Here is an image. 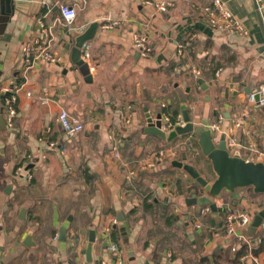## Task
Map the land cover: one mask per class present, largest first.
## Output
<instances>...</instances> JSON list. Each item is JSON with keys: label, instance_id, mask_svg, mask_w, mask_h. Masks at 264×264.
<instances>
[{"label": "crops", "instance_id": "crops-1", "mask_svg": "<svg viewBox=\"0 0 264 264\" xmlns=\"http://www.w3.org/2000/svg\"><path fill=\"white\" fill-rule=\"evenodd\" d=\"M165 1V12L141 0H26L13 13L0 5V84L18 92L12 126L0 120V264H240L260 245L255 255L264 264V221L248 233L264 196L251 187L223 191L216 202L250 217L227 233L228 207L185 204L202 189L174 161L214 179L195 134L163 140L145 131L146 113L170 117L169 108L182 120L185 103L191 121L206 120L217 142L223 131L225 140L238 139L228 151L264 162V106L248 99L264 84V16L261 25L255 0H223L247 29L240 36L210 27L202 8L212 0ZM60 3L76 10L73 29L60 18ZM40 21L56 60L34 58L26 68L22 50L40 38ZM110 21L117 23L105 27ZM92 22L98 27L86 41L89 57L80 52L92 76L86 82L71 56ZM135 33L147 38L149 54L135 49ZM43 86L47 105L38 100ZM10 96L0 93V114ZM61 108L82 121V131L62 130ZM219 120L221 131H214ZM112 130L121 138L120 158Z\"/></svg>", "mask_w": 264, "mask_h": 264}, {"label": "water", "instance_id": "water-1", "mask_svg": "<svg viewBox=\"0 0 264 264\" xmlns=\"http://www.w3.org/2000/svg\"><path fill=\"white\" fill-rule=\"evenodd\" d=\"M26 0H0V5L6 3L11 13L15 10H24L23 6ZM256 13L260 24L262 25L264 14L258 9L255 3ZM56 9V8H55ZM98 27L97 22H92L87 29L75 38L74 47L72 48L71 61L76 66L78 72L84 77L86 82L92 81L89 68L86 62L80 58L81 47L84 42L91 39ZM146 111V109H145ZM161 115L158 114L153 119L150 114L146 113L145 131L152 133L163 140H172L179 135L193 133L197 137V144L202 154L209 160L214 179L207 180L199 174L189 164L174 161L173 164L183 168L195 181L200 185L202 192L200 195L192 194L186 198V206H208L213 212L217 210L216 201L223 191L233 192L237 188L251 187L254 193L264 196V162L244 159L239 151L231 153L226 147L225 133L222 132L218 139L215 140L213 132L207 127L206 120L199 124L193 123L187 111L185 103L181 104V117L183 125L175 126L165 132L162 129ZM0 120L3 126L6 124V112L0 114ZM122 220V219H118ZM264 221V203L263 206L254 211L252 222L249 228V236H253L256 228ZM29 241V236L26 238ZM95 241L94 230L89 231L88 245L86 254L90 258V250ZM254 244L255 241L253 240Z\"/></svg>", "mask_w": 264, "mask_h": 264}, {"label": "built area", "instance_id": "built-area-1", "mask_svg": "<svg viewBox=\"0 0 264 264\" xmlns=\"http://www.w3.org/2000/svg\"><path fill=\"white\" fill-rule=\"evenodd\" d=\"M141 2L153 6L156 10L160 12H165L170 5V3L165 0H160V1L141 0ZM255 3L257 4L258 9L261 12H263L264 0H255ZM58 8L60 13V18L62 19V21L70 29H73L74 28L73 22L76 20V16H77L76 10L72 6L61 3L59 4ZM202 11L205 14L207 22L211 28L220 32L226 31V32L236 33L240 36L247 34V29L245 28V26L238 19H236V17L230 12V10L227 8L223 0H212L210 4L202 8ZM116 23L117 22L115 21H110L109 24L105 25V27H109ZM39 26L41 32L40 38H35L34 40L27 42L22 50L26 68H29L32 65L34 58H38L39 60L45 62H54L56 60V57L47 48L49 30L45 27V24L41 21L39 22ZM84 28L85 25H80L78 27V31L81 32ZM133 45L141 55L145 56L151 52V47L147 42V38L140 33H135L133 35ZM88 57H89V43L86 42L83 43L82 45V59H87ZM192 71L196 75L199 74V71L197 69H193ZM4 92H11V96L4 103L5 112H6V123L7 126L11 127L13 124L14 116L16 115V103H17L18 92L17 90H11V88L8 85L6 86L0 84V93H4ZM25 94L28 97L32 96L31 90L26 91ZM248 99L252 103H256L258 105L264 106V84H262L256 92L250 93ZM38 100L41 104L44 105H47L50 102L49 90L47 87L43 86L41 88L40 93L38 95ZM161 119H162V129L164 131H168L174 128L175 126L184 124L181 119H177L175 122H172L170 117L167 115H163ZM57 120L62 130L68 135L78 133L83 129L82 121L78 117L70 115L69 112L64 108H61L58 111ZM212 129L218 132L221 131L220 120L217 123L213 124ZM223 132L226 134V131ZM109 134H110L109 135L110 139L113 141L112 143L113 155L116 158H120L119 144L121 143V138L119 137L118 133L114 130H112ZM55 145H56L55 142L50 143L51 147H54ZM239 145L240 142H238V139L236 137L230 135L226 137L227 149L230 150L231 148H234L235 146H239ZM65 151L66 149H62L61 152H65ZM164 157H165L164 151L159 150L155 155L156 158L155 160L161 162L163 161ZM149 166L151 165L149 164ZM131 175H133L132 171L129 172V176ZM216 207L218 209H225L226 207H228L227 208L228 212L225 218L226 220L225 230L227 233L234 232L235 227H244L250 223V217L248 214L233 212L230 210L229 206L226 203L216 202ZM205 209H203L202 207L201 211H204ZM238 237L244 238L242 234L238 235ZM108 248L111 251H117V246L114 243H110ZM248 261H250L251 264H261L257 256L254 255L253 253H248L240 257V264H247Z\"/></svg>", "mask_w": 264, "mask_h": 264}, {"label": "trees", "instance_id": "trees-1", "mask_svg": "<svg viewBox=\"0 0 264 264\" xmlns=\"http://www.w3.org/2000/svg\"><path fill=\"white\" fill-rule=\"evenodd\" d=\"M164 112H165L166 114L170 115V117H171L170 119H171L172 122H175V121H176L177 115L175 114L174 111H171L169 108H167V109L164 110ZM260 250H261V245L259 246V248H257V249L255 250L254 255H255L256 253H258Z\"/></svg>", "mask_w": 264, "mask_h": 264}]
</instances>
